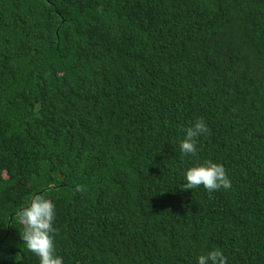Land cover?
Masks as SVG:
<instances>
[{"label":"trees","instance_id":"trees-1","mask_svg":"<svg viewBox=\"0 0 264 264\" xmlns=\"http://www.w3.org/2000/svg\"><path fill=\"white\" fill-rule=\"evenodd\" d=\"M36 195L64 264H264V0H0V264Z\"/></svg>","mask_w":264,"mask_h":264},{"label":"clouds","instance_id":"clouds-1","mask_svg":"<svg viewBox=\"0 0 264 264\" xmlns=\"http://www.w3.org/2000/svg\"><path fill=\"white\" fill-rule=\"evenodd\" d=\"M208 131L206 123L198 119L183 129L179 143L180 152L190 159L196 156L197 137ZM184 189L202 186L208 192L229 189L231 180L222 164L211 160L196 163L183 170ZM55 206L47 198L36 195L15 213V223L22 226L20 239L26 249L33 253L38 264H64L56 252L52 233ZM196 264H227V258L219 249H212L196 257Z\"/></svg>","mask_w":264,"mask_h":264}]
</instances>
